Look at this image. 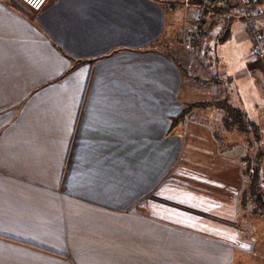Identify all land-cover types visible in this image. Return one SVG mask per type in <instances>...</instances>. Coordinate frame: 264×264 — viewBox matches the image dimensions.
<instances>
[{
	"label": "crops",
	"instance_id": "1",
	"mask_svg": "<svg viewBox=\"0 0 264 264\" xmlns=\"http://www.w3.org/2000/svg\"><path fill=\"white\" fill-rule=\"evenodd\" d=\"M183 8L0 0V264H235L253 252L238 225L240 154L220 153L205 123H173L190 103L185 52L154 44L174 22L186 29ZM238 10L209 20L198 74L248 66L244 23L227 22Z\"/></svg>",
	"mask_w": 264,
	"mask_h": 264
},
{
	"label": "rangeland",
	"instance_id": "2",
	"mask_svg": "<svg viewBox=\"0 0 264 264\" xmlns=\"http://www.w3.org/2000/svg\"><path fill=\"white\" fill-rule=\"evenodd\" d=\"M183 5L184 8L188 7H185L184 0ZM248 7L249 14L246 17H240L238 14L236 16L232 15L227 20V22H231V20L246 22V24H243V28L248 35L250 44V48L246 50L249 63L241 71L240 69H237L238 71L236 70V72L230 71L228 75L211 73V76L206 74L203 76L198 74L196 66L200 61L203 63V55L190 48V43L186 41L189 22H187L185 30H183L184 22H178L177 24L174 22L172 26H168V30L164 31L162 37L154 45L176 55L178 49L182 50V53L185 52L184 56L180 58L182 65L187 70V79L186 83L184 82L183 91L190 101L189 105L198 104V106L193 107L187 120L202 122L212 127L220 153L237 150L240 154L239 161L242 165V173L245 179L244 189L248 187V190H250L248 174L258 167L259 193L264 195V154H262L264 150V59L255 56L253 51L255 45L254 32L257 33L260 42L264 43V0H256V2L252 0ZM247 22H249V26H247ZM178 24L179 26L177 27ZM252 27L254 31L251 29ZM175 29L179 32L176 37L174 35ZM221 32L222 29L218 36ZM244 37L242 34L238 41H244ZM211 57L213 59L209 60V64L212 66V63H214L217 68L216 59L213 55ZM235 57L237 61H240L239 53ZM221 64L225 65L222 60ZM204 78L206 80L202 83L200 79ZM223 98H226L229 103L245 112V121L254 122L257 129L252 128L244 132L237 129V126H232L226 130L223 121L224 111L214 106L215 101ZM185 107H188V104ZM255 157L259 158L260 162L258 164ZM248 194L244 196L241 194L239 198L240 201L242 200L243 205L240 202L238 225L244 230L243 236L254 242V250L252 253L241 252L236 255L235 264H264V211L257 204V195L251 197Z\"/></svg>",
	"mask_w": 264,
	"mask_h": 264
},
{
	"label": "trees",
	"instance_id": "3",
	"mask_svg": "<svg viewBox=\"0 0 264 264\" xmlns=\"http://www.w3.org/2000/svg\"><path fill=\"white\" fill-rule=\"evenodd\" d=\"M192 1V0H191ZM205 1L207 4V8L204 12V18L202 22L198 24V28L196 30L195 39L190 43V47L194 49L195 52L201 53V51L204 49V43L212 38L211 31L213 29L212 25H209L208 22L211 19V21H216L223 19L225 17V12H230L231 10L235 9L239 6L238 1L236 0H193L192 2H203ZM223 1L222 4L219 2ZM231 36V30H230V24H225L222 28L221 34L216 37V44H221L227 41ZM185 72L187 73L186 69ZM216 103L214 106L222 111H224V117L223 121L225 123V129L228 130L232 126H237V129L240 131L247 132L249 129H257L256 125L252 121H245V112L237 108L236 106L232 105L228 102L226 98H223L221 100L215 101ZM206 103V102H205ZM198 106V104H188V107L183 108V110L176 116V118L173 120L174 124H182L186 121L189 113L193 109V107ZM217 136V135H216ZM264 154V150L263 153ZM256 163L258 164L259 158L255 157ZM250 172V171H249ZM248 174V173H247ZM249 187L250 190H248V187L244 189L242 192V196L249 193L251 197H254L257 195V204L260 207L262 211H264V195L262 193H259V168L255 169L253 172L249 173ZM257 189V190H256ZM249 191V192H248ZM259 194V196H258ZM243 205L242 200L240 201Z\"/></svg>",
	"mask_w": 264,
	"mask_h": 264
},
{
	"label": "built area",
	"instance_id": "4",
	"mask_svg": "<svg viewBox=\"0 0 264 264\" xmlns=\"http://www.w3.org/2000/svg\"><path fill=\"white\" fill-rule=\"evenodd\" d=\"M24 3H26L28 6H30L33 10L39 11L41 10L45 4L48 2V0H21ZM239 3V10L237 15L239 14L240 17H246L249 14V5L252 2V0H237ZM186 6H191L193 9L191 11V21L188 23V32H187V39L188 42L192 43L195 39L196 30L198 28V24L202 22L204 18V12L207 8V4L205 1L203 2H192L191 0H185ZM246 24V22H244ZM249 22H247V26H249ZM254 31V28H251ZM254 39H255V45H254V54L257 57H261L264 59V43L260 42L259 37L257 36V33L254 32Z\"/></svg>",
	"mask_w": 264,
	"mask_h": 264
}]
</instances>
